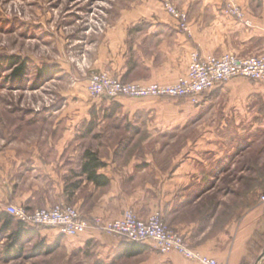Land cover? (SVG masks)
Returning <instances> with one entry per match:
<instances>
[{
	"label": "crops",
	"instance_id": "crops-1",
	"mask_svg": "<svg viewBox=\"0 0 264 264\" xmlns=\"http://www.w3.org/2000/svg\"><path fill=\"white\" fill-rule=\"evenodd\" d=\"M164 1L135 2L108 33V48L98 60L97 73L106 71L126 83L172 85L187 73L196 50L203 57L227 53L264 57V1L236 0L250 22L246 24L226 13L229 0H168L187 13L191 35L180 30L179 22L165 11ZM116 101L121 107L108 119L121 128L116 132L158 110L129 98ZM187 104L195 107L193 114L203 125L264 121V83L237 77L209 92L200 105ZM92 112L64 111L59 141L24 148L31 168L27 186L22 182L15 191L0 195V204L37 210L67 202L85 216L104 221L121 218L127 209L142 218L159 211L191 250L223 264H264V206L258 200L232 216L227 198L217 196L207 176L215 168L207 160L212 150L199 145L212 135H204L194 150L161 153L158 160L168 154L170 166L156 163L151 172L136 171L125 154L95 155L106 165L98 174L109 180L97 185L83 171L90 148L75 137L82 121L90 129ZM112 141L109 144L119 146ZM68 238L80 249L91 250L94 264H201L178 251L162 254L150 241L133 243L97 230Z\"/></svg>",
	"mask_w": 264,
	"mask_h": 264
},
{
	"label": "rangeland",
	"instance_id": "rangeland-1",
	"mask_svg": "<svg viewBox=\"0 0 264 264\" xmlns=\"http://www.w3.org/2000/svg\"><path fill=\"white\" fill-rule=\"evenodd\" d=\"M135 2L0 0V195L22 182L27 186L31 168L24 148L59 141L63 112L88 109L90 129L82 121L75 137L98 157L125 154L136 171L151 172L156 163L170 166V155L158 160L161 153L200 145L212 150L207 160L215 168L207 176L217 196L227 198L231 215L254 206L264 191V121L203 125L186 99L136 98L158 110L125 124L121 133L114 131L121 129L117 122H108L121 104L88 93L108 33ZM204 135L212 136L199 144ZM12 227L6 231L0 225V264H94L91 250L55 228L40 226L18 242Z\"/></svg>",
	"mask_w": 264,
	"mask_h": 264
},
{
	"label": "built area",
	"instance_id": "built-area-1",
	"mask_svg": "<svg viewBox=\"0 0 264 264\" xmlns=\"http://www.w3.org/2000/svg\"><path fill=\"white\" fill-rule=\"evenodd\" d=\"M229 1L226 13L249 24V21H245V15L236 0ZM163 7L179 22L181 31L188 35L192 34L187 13L168 0L163 2ZM190 60L187 73L172 85L126 83L105 71L91 75L87 90L91 96L107 97L112 100L121 97L183 98L192 104L200 105L209 92L237 77L264 83V57L261 56L243 58L227 53L221 56L203 57L196 50L192 52ZM259 203L264 206V191L259 197ZM5 212L30 227L55 228L61 236L67 238L80 237L88 231L97 230L133 243L153 242L162 254L178 251L184 257L201 264H223L215 258L191 250L182 235L167 224L159 211L148 218H142L133 209H127L121 218L111 221H104L100 217L89 218L67 202L57 203L49 209L37 210H31L24 205L8 204Z\"/></svg>",
	"mask_w": 264,
	"mask_h": 264
},
{
	"label": "trees",
	"instance_id": "trees-1",
	"mask_svg": "<svg viewBox=\"0 0 264 264\" xmlns=\"http://www.w3.org/2000/svg\"><path fill=\"white\" fill-rule=\"evenodd\" d=\"M21 69L22 68H18V71H21ZM85 158L86 162L83 164V171L88 174V180L93 181L97 185H107L109 180H107L105 176L98 174V170L106 167V165L91 152H86ZM0 225H2L3 229L6 231L12 229V226L14 225L16 227L14 236L18 242H21V239L24 236L35 234L40 227L38 226L36 228L27 226L26 224L17 221L11 214L5 212V210H0Z\"/></svg>",
	"mask_w": 264,
	"mask_h": 264
}]
</instances>
